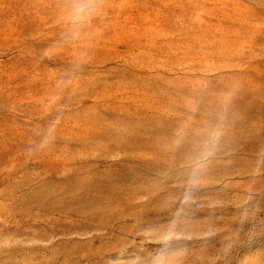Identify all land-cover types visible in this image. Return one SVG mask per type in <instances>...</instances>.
Returning a JSON list of instances; mask_svg holds the SVG:
<instances>
[{
    "label": "rangeland",
    "instance_id": "rangeland-1",
    "mask_svg": "<svg viewBox=\"0 0 264 264\" xmlns=\"http://www.w3.org/2000/svg\"><path fill=\"white\" fill-rule=\"evenodd\" d=\"M0 264H264V0H0Z\"/></svg>",
    "mask_w": 264,
    "mask_h": 264
}]
</instances>
